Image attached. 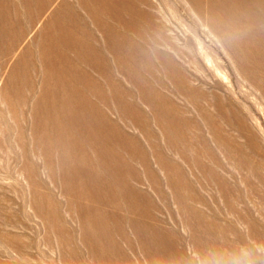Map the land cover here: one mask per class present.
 I'll use <instances>...</instances> for the list:
<instances>
[{
  "label": "rangeland",
  "instance_id": "1",
  "mask_svg": "<svg viewBox=\"0 0 264 264\" xmlns=\"http://www.w3.org/2000/svg\"><path fill=\"white\" fill-rule=\"evenodd\" d=\"M0 264H264V0H0Z\"/></svg>",
  "mask_w": 264,
  "mask_h": 264
},
{
  "label": "bare ground",
  "instance_id": "2",
  "mask_svg": "<svg viewBox=\"0 0 264 264\" xmlns=\"http://www.w3.org/2000/svg\"><path fill=\"white\" fill-rule=\"evenodd\" d=\"M94 3V2H93ZM203 6V5H202ZM63 10V9H62ZM223 14V13H222ZM41 97V96H40Z\"/></svg>",
  "mask_w": 264,
  "mask_h": 264
}]
</instances>
